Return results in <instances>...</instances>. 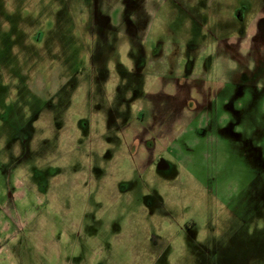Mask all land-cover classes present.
<instances>
[{
  "label": "rangeland",
  "instance_id": "1",
  "mask_svg": "<svg viewBox=\"0 0 264 264\" xmlns=\"http://www.w3.org/2000/svg\"><path fill=\"white\" fill-rule=\"evenodd\" d=\"M245 1L0 0V264H264Z\"/></svg>",
  "mask_w": 264,
  "mask_h": 264
},
{
  "label": "flooded vegetation",
  "instance_id": "2",
  "mask_svg": "<svg viewBox=\"0 0 264 264\" xmlns=\"http://www.w3.org/2000/svg\"><path fill=\"white\" fill-rule=\"evenodd\" d=\"M248 10H249V4L245 0H243V2H241L240 6L236 8L235 13H233V16L235 17L234 19L237 20L238 22L243 21L244 18L242 15L244 14V11L246 13ZM23 141L24 140L22 139V142ZM146 147L151 149V148H153V144L147 143ZM154 168H155V170L160 171V173H162V174L163 173L169 174L172 172V165L160 156L157 157V159H155ZM37 185H38L37 188L41 190L42 189L41 187H43L45 185L44 180L38 181ZM126 189H127V187H124L123 190H126ZM160 205H162V206H160ZM160 205H159L160 207H156V208H158L157 209L158 211L156 213L158 214L159 217H163L166 214V212H165L166 210L164 209L165 204L164 203L161 204V202H160ZM149 206H151V205H147L145 207L142 206V208L148 209ZM142 210H144V209H142ZM159 211H163V212H159ZM148 213H149V215H152V217H153V213H150V212H148ZM148 240H149V243L151 244V246H153V247L159 246L160 237H158V235H150Z\"/></svg>",
  "mask_w": 264,
  "mask_h": 264
}]
</instances>
